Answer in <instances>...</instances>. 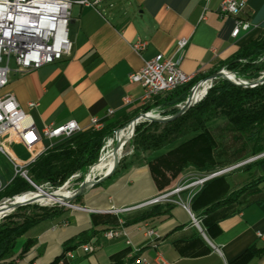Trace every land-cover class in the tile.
I'll return each mask as SVG.
<instances>
[{
	"label": "crops",
	"instance_id": "crops-1",
	"mask_svg": "<svg viewBox=\"0 0 264 264\" xmlns=\"http://www.w3.org/2000/svg\"><path fill=\"white\" fill-rule=\"evenodd\" d=\"M221 1L211 0L206 12L204 0H99L96 6L74 4L69 26L70 55L39 69L12 74L0 94L13 93L39 130L68 120H76L86 130L93 117L106 121L135 118L154 101H143L144 89L130 81V73L158 53L173 54L178 39L190 40L182 68L196 78L209 74L241 46L262 35L264 0H243L245 7L240 14L228 17L219 13ZM238 19L250 21L251 26L233 37ZM139 38L147 41L142 53L133 48ZM210 122L208 128L215 144L207 152L204 143L191 150L187 147L196 132L162 149L134 150L111 175L87 187L75 203L77 207L32 226L0 264H139V256L153 260L158 254L169 264H264V181L208 212L199 208L224 196L239 182L228 176L214 182L197 207L191 200L201 186H191L172 195L173 200L160 202L166 213L137 219L159 204L145 202L172 191L192 168L205 173L207 165L227 166L251 153V145L245 141L235 143L232 135L227 143L222 141L221 129L228 128L226 118L222 127ZM14 144L25 148L29 156L19 157ZM43 144L48 145L45 141ZM222 147L228 150L229 159L222 155ZM11 149L21 160L31 156L21 143H12ZM260 170L264 172V164ZM0 177L7 185L15 175L9 181ZM113 227H122L126 237H105L104 232ZM148 228H154L156 235L150 236ZM86 231L95 233L88 242H72L74 257L66 255V242ZM86 243L95 244L97 249L83 252L80 246Z\"/></svg>",
	"mask_w": 264,
	"mask_h": 264
},
{
	"label": "trees",
	"instance_id": "trees-1",
	"mask_svg": "<svg viewBox=\"0 0 264 264\" xmlns=\"http://www.w3.org/2000/svg\"><path fill=\"white\" fill-rule=\"evenodd\" d=\"M226 67L239 76L258 78L264 71V31L259 38L241 46L235 55L215 67L209 74L198 76L165 96L164 93L159 94L154 97L153 103L144 106L143 112L156 106L166 107L174 117L166 121L155 120L147 125H139L135 135L137 147L144 150L162 149L178 139L196 132L197 134L189 141L187 147L191 150L196 145L204 143V149L207 152L215 144L208 123L225 117L229 132L237 136L234 137L236 140L245 141L251 145L252 155L264 152V81L255 86H245L228 79H222L210 88L209 83L206 90L200 95L202 97L209 88L201 100L185 111L177 108L178 104L185 102L190 96L193 86L216 75L221 68ZM215 72L217 73L214 74ZM138 116L123 121L108 119L104 127L99 130L82 131L54 148L47 149L29 165L30 178L38 185L49 183L53 189L62 186L78 172L81 173L78 178L81 181L88 168L98 161L102 148L106 141L113 137L114 131L124 127ZM126 131L123 132L121 139L127 136ZM253 163L261 165L264 163V158L257 159ZM217 169L219 168L212 165L203 168L208 172L217 171ZM226 176L228 175L225 173L207 180L192 197V206L197 207L207 188L214 182L225 180ZM261 181H264V175L253 179L249 178L247 182L238 183L236 187H231L224 196H218L206 202L199 209L208 212L220 205L228 204ZM34 188L29 180L18 174L0 191V200L5 196L11 197L32 191ZM79 197L80 195L75 197L74 204L77 203ZM68 209L65 206L48 207L26 204L19 205L14 212L3 217L0 220V262L16 247L20 238L32 226L60 216ZM167 211L164 209V205L159 203L144 211L137 219L149 218ZM94 233L82 232L66 242L65 252L73 249L74 246L70 245L72 242L76 240L81 243L88 242Z\"/></svg>",
	"mask_w": 264,
	"mask_h": 264
},
{
	"label": "built area",
	"instance_id": "built-area-1",
	"mask_svg": "<svg viewBox=\"0 0 264 264\" xmlns=\"http://www.w3.org/2000/svg\"><path fill=\"white\" fill-rule=\"evenodd\" d=\"M211 0H204V11L209 8ZM99 0H0V89L10 82L12 74L26 73L39 69L45 65L63 60L70 55L72 42L70 38V21L74 4L96 6ZM243 0H222L219 13L222 16H236L244 9ZM204 12V18L206 17ZM251 22L238 19L232 32L237 37L242 31L249 29ZM189 38H180L176 42L173 54L158 53L146 60L144 65L130 73L131 82L140 84L144 89L143 101L153 102L154 93H164V96L175 90V82L180 79H189V74L182 68V61ZM147 47V41L139 38L133 44L136 52L142 53ZM263 76V75H262ZM214 78L205 79L204 82ZM245 86H255L262 81L241 80ZM248 83V84H247ZM202 83L193 86L191 93L197 90ZM210 85V86H211ZM31 102V106H35ZM112 110L110 111V113ZM148 113V112H147ZM106 120L93 117L91 128L104 127ZM84 131L76 120H68L61 124H49L39 130L32 121L30 114L22 109L13 93L0 94V153L9 159L15 169L25 170V177L32 182L29 176V165L47 149L54 148L60 143L73 138L77 133ZM49 139L45 146L43 141ZM21 143L31 151L27 160L19 159L11 149L12 143ZM264 157V152L253 158ZM232 168H226L209 175L198 177L188 184H179L172 191L158 195L145 204H155L161 201L173 200L174 194L180 193L191 186H201L209 179L219 176ZM96 182V181H95ZM0 177V189L2 188ZM193 196L192 193L190 195ZM193 220L199 225L197 219ZM150 236L156 235L154 228H148ZM107 238L126 237L122 227L109 228L104 232ZM130 243V240H127ZM80 248L85 253L93 252L97 246L93 243L82 244ZM66 255L74 257L73 250L66 251ZM139 264H169L158 254L153 260L141 255Z\"/></svg>",
	"mask_w": 264,
	"mask_h": 264
},
{
	"label": "rangeland",
	"instance_id": "rangeland-1",
	"mask_svg": "<svg viewBox=\"0 0 264 264\" xmlns=\"http://www.w3.org/2000/svg\"><path fill=\"white\" fill-rule=\"evenodd\" d=\"M223 70H225V71H227V72H229V73H231V74H234L238 79H240V78H242V79H240V81H234V82H242L241 80H244V81H252V80H259V78L263 75L264 76V71L261 73V75L258 77V78H249V77H243V76H239L238 74H236V72H234V71H232V70H229L227 67L226 68H221L220 70H219V72L220 71H223ZM217 72H215L214 74H216ZM222 79H227L226 77H224V76H220V77H217V78H214L213 79V83H212V85L214 84V83H216V82H218V81H220V80H222ZM211 85V86H212ZM241 85H244V84H241ZM209 90V89H208ZM191 95V94H190ZM204 97V96H203ZM184 103V102H183ZM181 104L182 103H180V104H178L177 105V108L179 109V110H181V108H180V106H181ZM150 111H157L156 113H158L159 115H155V116H159L158 118H155L154 120L153 119H150V118H147V119H144V121L143 120H140L138 123H137V125H136V128L139 126V125H141V124H150L152 121H155V120H158V121H164L163 119H167V118H171L172 116H173V114L172 113H170L169 112V110L168 109H166V107H162V106H156V107H153L152 109H150V110H148L147 112L149 113ZM147 112H142L143 114L144 113H147ZM162 117V118H161ZM135 120V119H134ZM224 120H225V117H221L220 119H217V120H215V121H212L213 123L215 122L216 124H221V127L223 126V124H224ZM133 121V120H132ZM132 121H130L129 123H131ZM212 122H210V124H213ZM128 123V124H129ZM127 124V125H128ZM127 125H125L124 127H122V128H119V129H124V128H126V126ZM145 127V126H144ZM119 129H117V130H115L114 131V134H113V137H111V138H113V139H115V133L119 130ZM88 130H99V129H96V128H88V129H86V130H84V131H88ZM130 130H131V127L129 128L128 127V129H127V135L129 134V132H130ZM136 131H135V135H136ZM135 135H134V137L132 138V140H130L129 142H127L125 145H124V147H123V151H122V153H123V155H122V157H121V159H120V161L119 162H121L122 164L125 162V160L128 158V157H130V156H132V154L134 153V150H136V149H141V150H144V149H142V148H139V147H137V145L135 144ZM230 135H232V138H234V137H237L236 135L234 136L233 134H229V130L228 129H226V128H222L221 129V134H220V136H221V138H222V141L224 142H228L229 141V138H230ZM45 143L46 144H49V139H47V138H45ZM108 141V140H107ZM107 141H106V144L105 145H107ZM235 141V140H234ZM235 143H240L239 142V140H236L235 141ZM104 145V146H105ZM116 145V143H114V145L113 146H115ZM225 147V146H224ZM224 147H222V155L223 156H225V157H227L228 158V156L227 155H229V153H228V150L226 149V148H224ZM106 148V147H105ZM13 149L15 150V152L19 155V157H21V158H27L28 156H29V154L27 153V151L25 150V148H23L21 145H19V144H14L13 145ZM105 151V150H104ZM144 151H146V150H144ZM225 151H226V153H225ZM197 151H195V153H196ZM102 153H103V148H102V150H101V153H100V157H101V155H102ZM194 153V154H195ZM263 153V152H262ZM230 156V155H229ZM254 156H256V155H252L251 153L246 157V158H244V159H242V160H239V161H237V162H234L233 164H229V165H227V166H224V164H222L220 167H219V169H217V171H220V170H223V169H226V168H232V169H230L229 171H227V172H225L227 175H228V177L229 178H231V180L233 181V182H235V181H238L239 183H245V182H247L248 180H249V178L250 179H253V178H257V177H259V176H262V175H264V172H262L260 169H261V166L264 164H261V165H257V163H253V162H255L256 160L253 158ZM99 157V158H100ZM262 158H264V157H262ZM262 158H259V159H262ZM229 159V158H228ZM98 161H99V159H98ZM97 161V162H98ZM96 162V163H97ZM247 163H250L249 165H245V164H247ZM95 164V163H94ZM93 164V165H94ZM93 165H91V166H93ZM91 166L88 168V170H87V172L85 173V175H84V177H83V179L80 181L78 178H79V176L81 175V173H76V174H74L73 176H71L62 186H65V185H67V188L69 189V190H77V189H79L80 188V185L82 184V182L86 179V177H87V174L90 172V168H91ZM95 166H98V164H96ZM192 171H190V172H187L186 173V175H184L181 179H180V181H179V184H188V183H190V182H192L193 180H195V179H197L198 177H201V176H204V175H209V174H212V173H214V172H217V171H213V172H205V173H203V172H196V169L194 168H192L191 169ZM194 170V171H193ZM23 173H24V171H19L18 172V174H20L21 176H23V177H25L24 175H23ZM225 173H223V174H225ZM0 174H1V176H3V178L5 179V180H11L12 178H13V176L15 175V169H14V167H13V164L9 161V159L7 158V157H5V156H3V155H0ZM223 174H221V175H223ZM97 180H99L100 178H101V175H97L96 177H95ZM4 182V181H3ZM38 185V184H37ZM45 188H46V190H49V191H55V192H57L58 190L57 189H59V188H61L62 186H60V187H58V188H56V189H53L52 188V186L49 184V183H44V184H42ZM2 188L0 189V191H2V189L6 186L5 185V182L4 183H2ZM34 186V185H33ZM35 187V186H34ZM37 188L35 187L33 190L35 191ZM32 190V191H33ZM23 194V193H22ZM19 195H21V194H19ZM16 196H18V195H16ZM16 196H11V197H9V196H5V197H3V198H1V200H0V204H2L4 201H6V200H8V199H13V198H15ZM45 197V195H43L42 196V200L41 199H38V200H41L40 202H42V203H40V202H38V201H31V202H28V203H24V204H22V205H26V204H38V205H40V206H48V207H52V206H65V207H67V208H72V206H69V205H64V204H61V203H54V202H52V200L50 199V200H43V198ZM74 202H75V197L74 198H72L71 199V201H70V203H72V204H74ZM78 202V201H77ZM160 203V202H159ZM74 205H76V204H74ZM16 210V209H15ZM2 219V218H1ZM0 219V220H1Z\"/></svg>",
	"mask_w": 264,
	"mask_h": 264
},
{
	"label": "bare ground",
	"instance_id": "bare-ground-1",
	"mask_svg": "<svg viewBox=\"0 0 264 264\" xmlns=\"http://www.w3.org/2000/svg\"><path fill=\"white\" fill-rule=\"evenodd\" d=\"M223 73L225 74L226 77H228L234 81H240V79H242V78L238 79L234 74H231L225 70H223ZM193 79H194V76H191L190 81ZM188 82H189V79L177 80V82H175V89L181 85L188 83ZM198 83H202V84L197 90H195L193 93H191L190 96L192 97V101H199L203 96H205L206 93L202 97H200L201 93L204 90H206L209 83L211 85V81L204 82V80H202ZM198 83L195 86H197ZM159 94H162V93H154V97H156ZM145 103H149V102H145ZM156 112L150 111L149 113L144 114L143 117H141V120L144 121V119H147L150 117L151 118H158L159 116H155V115H159ZM138 122L139 121H137V120H133L131 123H129L126 126V128L119 129L117 131V133H115L116 135H115L114 141L112 140V138L108 139L106 148L104 149L105 151L103 150L101 158L99 159V161L97 163H95L93 166H91L90 172L87 174L86 179L83 181L84 185H86V187H90L91 185H93L95 183V181H97V179L95 178L97 175H101V178H105V176L111 175L116 170V168L119 164V161L123 155V153H122L123 147L127 142L132 140V138L134 137V134L136 131V125ZM129 126H131V130H130L129 134L125 138L121 139L123 132H125ZM101 128L102 127H97L96 129H101ZM114 143H116L115 146H113ZM96 164H98V166H95ZM23 175L25 176V172L23 173ZM57 190L58 191L55 192L54 194H50V193H45V192H43V190L37 188L35 191L25 192L21 195L16 196L13 199H8V200L4 201L2 204H0V217L4 212H6L8 210V208L10 206H12L14 204V202L25 203L29 200H36V201L40 202L42 200L41 199L42 196L45 195L43 200H50L51 199L52 202H54V203H61V204L65 205V202L67 201L66 198H72L73 195L75 194V192L77 191V190H73V191L69 190L67 188V185L63 186ZM38 199H41V200H38ZM40 203H42V202H40ZM75 207H77V206H75Z\"/></svg>",
	"mask_w": 264,
	"mask_h": 264
},
{
	"label": "water",
	"instance_id": "water-1",
	"mask_svg": "<svg viewBox=\"0 0 264 264\" xmlns=\"http://www.w3.org/2000/svg\"><path fill=\"white\" fill-rule=\"evenodd\" d=\"M220 76H224V77H226L225 76V74L223 73V71H220V72H218L216 75H214V76H211L210 78H217V77H220ZM228 80H230V81H233V80H231L230 78H228V77H226ZM259 81H264V76H261L260 78H259ZM234 82V81H233ZM234 83H236V84H239V85H241L242 83H238V82H234ZM248 84V83H247ZM211 87V86H210ZM209 87V88H210ZM207 92H208V90H207ZM206 92V93H207ZM206 95V94H205ZM203 98V97H202ZM201 98V99H202ZM200 99V100H201ZM197 101H192V97L191 96H189L187 99H186V101L184 102V103H182L181 104V106H180V108H181V111H185V110H187L189 107H191L192 105H194L195 103H196ZM144 114H146V113H144ZM144 114H141V115H139L135 120H137V121H140L141 120V117H143V115ZM174 116H172L171 118H173ZM171 118H167V119H163L164 121H166V120H169V119H171ZM150 119H155V118H151L150 117ZM117 133V132H116ZM135 135V134H134ZM112 140L114 141V139L112 138ZM108 142V141H107ZM118 145V144H117ZM105 147H106V145L103 147V150L105 149ZM101 158V157H100ZM99 158V159H100ZM105 177H107V176H105ZM36 188H38V189H41V190H43V192H45V193H50V194H54L55 193V191H49V190H46V188L43 186V185H37L36 183H34L33 181L31 182ZM96 183V182H95ZM87 187H86V185H84V182H82V184L80 185V188L79 189H77V191L75 192V194L73 195V197L72 198H74V197H76L77 195H80V194H82L83 192H84V190L86 189ZM72 198H66V202H65V204L66 205H69V206H76V205H74V204H72V203H70V201H71V199ZM31 201H35V200H29V201H27V202H25V203H28V202H31ZM22 204H24V203H18V202H14V204L12 205V206H10L9 208H8V210L6 211V212H4L2 215H1V217H0V219L1 218H3V217H5L6 215H9V214H11L12 212H14L15 211V209L19 206V205H22Z\"/></svg>",
	"mask_w": 264,
	"mask_h": 264
}]
</instances>
